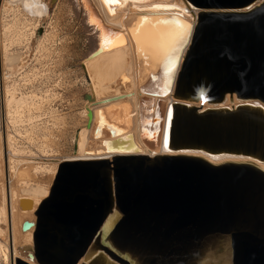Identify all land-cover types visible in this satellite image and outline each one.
I'll return each mask as SVG.
<instances>
[{
  "label": "water",
  "instance_id": "1",
  "mask_svg": "<svg viewBox=\"0 0 264 264\" xmlns=\"http://www.w3.org/2000/svg\"><path fill=\"white\" fill-rule=\"evenodd\" d=\"M184 2L167 151L61 163L11 264H264V0Z\"/></svg>",
  "mask_w": 264,
  "mask_h": 264
},
{
  "label": "bare ground",
  "instance_id": "2",
  "mask_svg": "<svg viewBox=\"0 0 264 264\" xmlns=\"http://www.w3.org/2000/svg\"><path fill=\"white\" fill-rule=\"evenodd\" d=\"M77 1L100 35L97 50H101L82 65L91 100L84 102L83 112L74 120L79 131L77 148L69 157L95 161L119 155L165 153L167 145L162 144L171 121L168 106L198 13L184 0ZM20 16L31 20L49 17L48 5L42 0H0V264L25 259L24 250L32 248L35 227L24 232L23 224L36 222V212L48 198L61 163V159L54 158L57 156H48L46 151L40 156L37 151L38 156L33 153L36 149L21 144L23 135H30L33 141L38 127L42 128L35 125L40 116L34 111L41 110L40 101L48 100V96L37 98L34 90L22 91L26 75L20 71L27 63L23 53H11L18 46L29 50L37 33L36 27L27 29L29 25L21 22ZM141 18H146L143 23ZM183 23L191 27L185 29ZM168 30L180 35L161 46L157 34ZM240 103L237 99L231 103L227 98L221 106L231 108ZM55 116L54 121H60ZM41 131H45L41 149L55 146L46 133L48 129ZM152 141L153 147L149 144ZM207 159L213 163L227 160ZM20 202L29 209L21 210ZM115 221V215L111 216L104 231Z\"/></svg>",
  "mask_w": 264,
  "mask_h": 264
},
{
  "label": "rangeland",
  "instance_id": "3",
  "mask_svg": "<svg viewBox=\"0 0 264 264\" xmlns=\"http://www.w3.org/2000/svg\"><path fill=\"white\" fill-rule=\"evenodd\" d=\"M42 2L48 5L49 17L32 20L25 16L19 18L25 25H29L27 29L36 27L37 36L34 37L33 43L31 42L30 49L13 47L11 53H23L27 63L20 71L26 75V82H21L22 91L27 93L28 90H34L37 98L48 96V100L46 98L40 101L39 114L34 111L35 116H40L35 125H43L42 128L38 125V135H33V141L30 135H23L21 144L29 147V150L36 149L33 153L37 154L38 151L41 154L38 153V156H45V151L48 156H57L54 158L61 159V163L78 161L69 156H72L77 148L79 131L74 125V120L83 112L84 102L87 101L85 97L90 94L88 77L83 74L82 65L97 50L100 35L89 24L87 14L78 5L77 0ZM37 104L39 105L38 101ZM55 115L60 121H54ZM44 129H48L50 133H46L55 141V146L47 150L41 149L42 133H45L41 130ZM28 139L31 142H28ZM19 205L21 210L29 209L22 202Z\"/></svg>",
  "mask_w": 264,
  "mask_h": 264
},
{
  "label": "snow or ice",
  "instance_id": "4",
  "mask_svg": "<svg viewBox=\"0 0 264 264\" xmlns=\"http://www.w3.org/2000/svg\"><path fill=\"white\" fill-rule=\"evenodd\" d=\"M146 18H141V23L144 22ZM94 22V21H91ZM160 23H168V21H160ZM183 28L189 29L191 26L188 25L187 23H183ZM135 31V30H134ZM115 35V34H113ZM180 35L178 32H173V31H161L157 34V43H159L161 46L165 44V42L171 40L173 37ZM139 42V41H138Z\"/></svg>",
  "mask_w": 264,
  "mask_h": 264
}]
</instances>
